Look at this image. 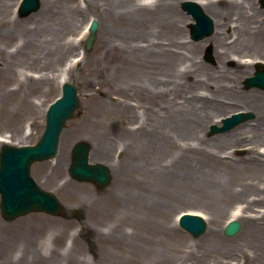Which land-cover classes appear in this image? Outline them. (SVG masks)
Here are the masks:
<instances>
[{"label": "bare ground", "instance_id": "6f19581e", "mask_svg": "<svg viewBox=\"0 0 264 264\" xmlns=\"http://www.w3.org/2000/svg\"><path fill=\"white\" fill-rule=\"evenodd\" d=\"M195 1L214 23V31L208 41L213 45L218 63L212 69L197 59V48L183 40L187 36H184L181 28L184 17L178 10L179 0L85 1V10L97 16L100 26L98 45L114 51V85L126 87L127 82L132 81L149 98L142 114L125 104L126 112L141 117L142 123L135 129L128 128L124 134L143 137L148 150H156L155 156L148 154L147 163L142 167L146 175L141 182L134 176V167L132 177L128 175V167H124L123 172L127 178H131L134 187L139 186L140 190L144 187L146 191L154 192L157 199L143 195L142 191L137 194L134 191L129 199L126 192L120 194L119 188L114 186L109 194L110 210L114 216H119L120 209H123L121 215L127 216L135 215L129 210L130 206L134 212L136 208L139 211L142 209L137 216L142 225L161 233L166 240H175L180 231L168 225L162 213L167 211L170 202L180 205L190 198L209 214L208 218L204 217L207 227L203 235L206 239L191 245L190 258L194 254L197 256L200 249L203 254L195 256L193 263L210 254L214 256L211 261L213 264H264V153L259 152V146L256 147L260 140L264 141V93H244L222 81L229 71L224 66L229 58L235 61L234 70L247 75L252 70L248 62L242 61L244 58L264 60V23L260 21L264 13L255 7L254 0ZM53 3L67 12L68 16L78 11L77 0H53ZM8 7L4 0H0V25L7 28L0 35L12 36L23 23L7 18ZM38 16L49 17L48 25L52 28L56 27L58 21L63 23L61 17L52 10L43 9ZM71 26L77 28L73 24ZM227 27L231 29L229 34L225 32ZM23 31L28 33L27 29L23 28ZM85 31L86 26L78 34L85 35ZM111 36L117 38L111 39ZM54 40L60 44L59 39ZM21 46V52L25 51L27 41ZM89 63V58H82L74 66L80 70L77 75L83 76L86 81L91 74L100 70L95 64L91 67ZM71 75L73 71L70 68L67 76L58 77V84L69 81ZM107 96L104 91L95 88L91 99H96L94 102L97 107L103 108L107 106ZM163 96L168 99H163ZM229 104H242L246 110L254 113V122L224 135L205 138L207 124L212 121L209 119L211 114ZM148 112H152L150 116ZM93 115L87 117L84 125H96L95 134L101 136L108 131L111 123L100 122L98 115ZM243 136L248 141L243 145L248 147L247 157L222 154L229 145L240 144ZM10 142L8 135H0V146ZM128 142L125 150L129 159L134 152L130 149V142L133 141ZM90 159L102 161L92 151ZM241 200L244 201V205H241L244 208L242 214H231L230 218L240 222L242 232L227 242L220 236L217 219L219 215L227 214L229 206L235 201ZM256 204L262 208L255 209L256 213L251 214L252 206ZM151 211L158 213L155 219ZM18 237L19 232L11 229L10 234L1 240L3 250L10 247V241L16 244ZM118 240L130 246L135 245L127 237H118ZM150 251L151 245L148 246ZM159 255L157 259L164 260L163 263L178 264L174 254L163 258L160 249ZM220 256L226 261H221ZM110 260L106 259L109 263L104 264L112 263Z\"/></svg>", "mask_w": 264, "mask_h": 264}, {"label": "rangeland", "instance_id": "374dc122", "mask_svg": "<svg viewBox=\"0 0 264 264\" xmlns=\"http://www.w3.org/2000/svg\"><path fill=\"white\" fill-rule=\"evenodd\" d=\"M4 1L9 5L6 13L7 18L17 19L23 25L17 27L12 36L0 35V135H8L12 144H35L44 128L47 106L60 94L61 86L57 79L61 75L67 76V71L70 68L73 75L70 76L69 81L78 90L79 106L63 126L56 157L51 160L35 162L30 170L34 180L43 189L52 191L67 207L66 219L44 213L29 214L12 221H5L0 216V264L5 261H8L7 264L109 263L106 259L112 260H110L112 262L110 264H119V262L120 264H156V262L168 264L163 263L164 260L157 259L160 249H162L163 258L174 254L175 259L178 258V264H195L193 263L196 256L194 251V257H189V252L192 250L191 245L196 241L203 242L206 238L203 234L198 237L191 236L181 229L175 221V215L183 211L209 217L206 210L194 204V200L191 201L188 198L180 205L170 202L167 211L162 213L168 225L171 224L177 231L179 229L180 233L178 239L176 238L177 240H166L161 233L148 230L142 225L140 218L137 217L142 209L139 211L136 208L134 212L130 206L129 210L135 215L127 216L121 215L124 213L122 212L123 209H120L119 216H114L113 211L110 210L112 205L109 194L114 186L119 188L120 194L126 192L129 199L134 191L136 194L138 191H142L143 195H150L154 200L157 199L154 192L146 191L144 187L141 190L139 186L134 187L131 178H127L125 171L123 172L124 167H128V175L132 177V167H134V176L141 182L142 177L146 175L142 167L147 163L148 154L155 156L156 150L155 148L148 150L143 137L124 134L128 128L135 129L142 123L141 117L133 113L129 115L126 112L125 104L129 108L135 109L138 114H142L146 110L147 104L145 103L148 102L149 98L146 97V92L132 81L127 82L126 87L114 85L113 80H116L115 61L112 58L114 51L105 50V47L98 45L100 26H97L94 32L90 50H85L87 35H80L78 32H81L90 20L93 19L98 22L97 16L93 12L85 10V1L87 2V0H77L78 11L70 16L67 12L62 11L58 5H54L53 0H39V7L36 12L28 16H18L17 5L20 0ZM182 1L184 0H179L178 10L184 17L181 28L187 38L183 40L189 41V45L197 48V59L205 67L215 68L218 60L213 45L208 41L212 35L198 42L190 40L189 24L192 23V19L181 10ZM254 5L261 13H264L259 0H254ZM43 9L55 12L57 16L61 17L63 23L58 21L56 27L52 28L48 25L49 17L38 16ZM260 21L264 23V14L261 15ZM0 27V32L7 29L5 26L0 25ZM23 28L27 29L28 33H25ZM230 31V27L225 28L226 34H229ZM56 38L59 39L60 44L54 40ZM115 38L117 36H111V39ZM231 39L232 37L227 41L229 42ZM24 41H27L28 46L25 51L21 52V45ZM208 54H210L211 60H208ZM82 58H89L91 67H94L93 64H95L96 67L100 68L99 72L91 74L87 81L83 76L77 75L80 70L74 67ZM111 58L112 62H110ZM242 61L250 64L249 69L252 70V73L247 75L234 70L235 61L229 58L224 63L229 71L222 78V81L233 85L244 93L251 91L264 93V90L258 88L247 89L243 84L244 79L254 73L256 63H264V60L244 58ZM190 77L192 78V76ZM188 80L190 81V78ZM95 88L108 95L105 97L106 107H97V103L94 102L96 99H91ZM185 92L187 90L182 93ZM164 98L168 99V97L163 96ZM237 111L249 113L251 118L238 124L229 132L239 126L242 127V125L245 126L254 122V113L246 110L242 104L225 105L222 110L211 114L209 119L212 121L207 124L204 132L205 138L209 139L229 133L226 131L210 134V128L211 126H221L220 121L223 117ZM151 113L148 112V116ZM93 114L98 115L100 122L111 123L108 131L106 130L105 134L101 136L95 134L96 125H84L87 117H92ZM126 138L133 141L130 142L132 143L130 149L134 154H131L132 157L129 159L125 150L129 143ZM83 139L90 142L93 155L102 160L94 162H102L110 166L113 179L108 188L99 190L89 183H79L68 177L67 169L71 159V148L74 143ZM246 139L243 136L240 144L229 145L222 154H232L238 158L247 157L248 147L243 146L248 142ZM124 141H127L125 149ZM258 146L259 152L264 153L263 140L259 141L256 147ZM147 199L149 198L147 197ZM241 205H244L243 200L235 201L229 206L228 213L219 215L217 219L220 236L227 242L235 239L242 232V228H240L233 236L223 234V228L230 219V215L242 214L244 208ZM259 208H262L261 205L256 204L252 206L253 210H247H252L250 213L255 214V209ZM75 210L81 212L79 213L81 216L83 215L82 211L85 210L84 216L79 219L78 215L72 214ZM157 215V212L151 211V216L154 219ZM11 229L19 232L18 241L16 244L10 241V247L3 250L1 240L3 236L10 234ZM118 237L121 239L127 237L129 240H133L135 245L130 246L129 243L118 240ZM115 239L117 240L115 241ZM148 244L151 245L150 252H148ZM201 251L202 249L197 253L199 256L203 255ZM213 257L208 254L198 260L199 262L196 264H213L211 262ZM223 258L220 256L221 261H226Z\"/></svg>", "mask_w": 264, "mask_h": 264}, {"label": "water", "instance_id": "95a60500", "mask_svg": "<svg viewBox=\"0 0 264 264\" xmlns=\"http://www.w3.org/2000/svg\"><path fill=\"white\" fill-rule=\"evenodd\" d=\"M264 8V0H260ZM38 0H23L19 13L26 16L37 10ZM182 9L192 15L195 24L190 25V34L193 39H200L213 32V22L205 15L199 5L193 1H184ZM97 22L90 26L89 37L85 47L90 49L94 39ZM208 59L209 56H208ZM258 67H261L258 66ZM245 87H259L264 89V71L257 70L255 75L246 78ZM78 106L77 90L70 84L62 85L60 98L49 106L45 116V129L41 139L34 146L13 147L5 145L0 151V211L3 218L11 220L17 216L30 212L43 211L58 214L62 207L57 198L51 193L42 190L30 176V165L37 160H46L53 157L57 150L58 138L65 121L71 116ZM250 117V114L234 115L230 119L223 120V126L212 127V132H222L239 124ZM90 146L85 141L76 143L72 150V163L69 167V175L79 181L94 183L97 187L109 184L111 174L107 167L100 163H88ZM180 225L193 236L201 235L206 224L199 216L184 215ZM238 222L229 223L224 234L234 235L239 229Z\"/></svg>", "mask_w": 264, "mask_h": 264}]
</instances>
